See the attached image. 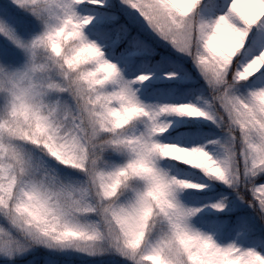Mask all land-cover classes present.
Instances as JSON below:
<instances>
[{"label":"clouds","instance_id":"obj_1","mask_svg":"<svg viewBox=\"0 0 264 264\" xmlns=\"http://www.w3.org/2000/svg\"><path fill=\"white\" fill-rule=\"evenodd\" d=\"M207 3L0 0V264H264V0Z\"/></svg>","mask_w":264,"mask_h":264},{"label":"trees","instance_id":"obj_2","mask_svg":"<svg viewBox=\"0 0 264 264\" xmlns=\"http://www.w3.org/2000/svg\"><path fill=\"white\" fill-rule=\"evenodd\" d=\"M122 22H124L123 18H122ZM135 31H136V29H133V32H135ZM141 38L147 40V37L142 36ZM148 43L152 44V47L155 49V53H156L155 55L151 56V58H150L151 65L156 66L153 70L159 69L160 67L166 65L169 61H177V58L175 56H173L165 48L157 46L156 44L152 43L150 40H148ZM126 44H127L126 40L119 43L115 47V52L117 54H119L125 48ZM145 59H148V58L145 57ZM137 62H139V61H137ZM184 67L187 71H191L187 65H184ZM188 87H189V85L176 86L174 84L155 83V84H151V87L147 88L146 94L147 95H150L153 93L169 94V93L174 92L176 95H179V94L184 93ZM244 215H246V214H244L241 211L240 212L238 211L233 216H229L228 219L234 220L236 218V216H244ZM19 264H80V263H77L76 261H74L73 263L68 262V261H62L61 259H55V258H52L50 256H47L46 252L37 251V252H34L33 254L25 257L23 260H21L19 262ZM85 264H88V263H85ZM92 264H101V262L92 263ZM103 264H105V263H103Z\"/></svg>","mask_w":264,"mask_h":264},{"label":"rangeland","instance_id":"obj_3","mask_svg":"<svg viewBox=\"0 0 264 264\" xmlns=\"http://www.w3.org/2000/svg\"><path fill=\"white\" fill-rule=\"evenodd\" d=\"M241 212L248 215L246 210H242ZM46 255L50 256L52 258H55V259H61L62 261H68V262H72V263L74 261H76L77 263H80V264H85V263L92 264V263H99L100 262V261L88 260L86 258H82V257L76 256V255H55V254H49V253H46ZM103 263L107 264V261H104Z\"/></svg>","mask_w":264,"mask_h":264},{"label":"snow or ice","instance_id":"obj_4","mask_svg":"<svg viewBox=\"0 0 264 264\" xmlns=\"http://www.w3.org/2000/svg\"><path fill=\"white\" fill-rule=\"evenodd\" d=\"M216 7V0H208L206 10L211 12ZM253 48L264 47V32L257 33L250 38Z\"/></svg>","mask_w":264,"mask_h":264}]
</instances>
